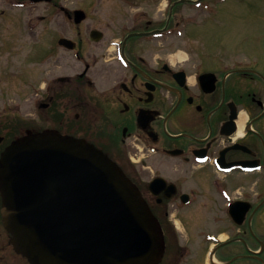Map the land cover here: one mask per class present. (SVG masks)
Instances as JSON below:
<instances>
[{
  "label": "flooded vegetation",
  "instance_id": "flooded-vegetation-1",
  "mask_svg": "<svg viewBox=\"0 0 264 264\" xmlns=\"http://www.w3.org/2000/svg\"><path fill=\"white\" fill-rule=\"evenodd\" d=\"M218 8L0 0L4 33L30 23L37 35L19 71L20 104L3 112L0 155L49 134L106 156L150 213L151 264H264V53L237 60L235 45L219 43ZM24 10L38 14L26 22ZM0 228V260L29 264L13 251L1 206Z\"/></svg>",
  "mask_w": 264,
  "mask_h": 264
},
{
  "label": "water",
  "instance_id": "water-1",
  "mask_svg": "<svg viewBox=\"0 0 264 264\" xmlns=\"http://www.w3.org/2000/svg\"><path fill=\"white\" fill-rule=\"evenodd\" d=\"M0 197L14 248L31 264L154 259L151 217L135 189L81 141L32 134L11 143L0 157Z\"/></svg>",
  "mask_w": 264,
  "mask_h": 264
},
{
  "label": "rangeland",
  "instance_id": "rangeland-1",
  "mask_svg": "<svg viewBox=\"0 0 264 264\" xmlns=\"http://www.w3.org/2000/svg\"><path fill=\"white\" fill-rule=\"evenodd\" d=\"M215 1L219 6L217 10L222 14L220 18H226L219 19L221 26L219 43L224 44L226 48L235 45L237 60H254L257 57L260 59L264 53V0ZM206 3L213 5L214 0H206ZM10 8L12 9L5 10L10 13L9 17L14 21L21 12L15 10L19 9L15 4L10 5ZM24 12L27 14L23 18V20L27 19L26 22L31 21V15L38 14V10L33 13L31 10H28V13L25 10ZM29 24L23 27L22 24L12 23L7 27L6 33L4 27L0 28V35L3 34L0 36V123H4L6 119H4V110L7 113L8 108L19 105L21 101L19 71L23 68L25 55L30 54L37 40L36 32H30ZM7 61L8 65H13V76L5 74L7 69L3 66ZM4 237L5 233L0 228V238ZM1 245L3 243H0ZM0 264H5V260H0Z\"/></svg>",
  "mask_w": 264,
  "mask_h": 264
}]
</instances>
